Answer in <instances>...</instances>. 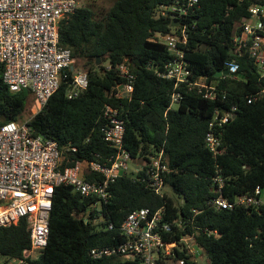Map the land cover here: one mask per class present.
Wrapping results in <instances>:
<instances>
[{
    "label": "trees",
    "instance_id": "16d2710c",
    "mask_svg": "<svg viewBox=\"0 0 264 264\" xmlns=\"http://www.w3.org/2000/svg\"><path fill=\"white\" fill-rule=\"evenodd\" d=\"M177 1L186 0H116L103 18H97L90 5L78 6L59 28L60 42L72 51L76 71L88 73L89 87L80 97L68 99L76 71L67 70L58 91L30 118L24 117L31 101L35 102L33 94L10 92L0 65V124L30 120L35 135L55 140L62 149L77 148L74 155L64 151L65 157L89 162L98 154L113 153L101 130L103 111L109 105L125 122L124 146L132 158L147 160V155L163 150L164 163L172 169L166 179L172 195L151 191L141 181L145 172L138 178L117 179L110 185L111 202L101 207L100 225L91 221L98 218L95 211L87 215L94 200L83 198L71 187H57L48 245L31 264H137L121 255L93 259L90 251L122 243V222L142 208H165L164 219L173 226L167 240L193 237L210 264H264V206L259 210H218L211 205L218 169L226 181L224 195L229 200L252 195L257 187L264 192V92L248 103L249 97L264 91V76L249 57L238 59L239 79L215 76L235 58L233 35L238 23L253 5H264V0H201L181 20L186 28L187 44L182 48L192 70L191 80L203 78L207 85L217 87L214 101L205 99L198 87H176L174 80L159 75L174 57L155 35L181 34V27L172 28V20L159 15L158 10ZM123 65L134 77V91L116 97L119 87L128 84L120 70ZM175 92L182 99L170 109ZM232 106L237 108L235 117L218 129L222 153L214 158L205 146L209 123L215 111L226 112ZM88 180L97 179L88 176ZM80 214L91 220L86 222ZM110 224L113 230H107ZM30 247L26 221L0 228V255L5 263L22 259ZM178 259L197 264L185 253H178Z\"/></svg>",
    "mask_w": 264,
    "mask_h": 264
},
{
    "label": "built area",
    "instance_id": "2783aa9c",
    "mask_svg": "<svg viewBox=\"0 0 264 264\" xmlns=\"http://www.w3.org/2000/svg\"><path fill=\"white\" fill-rule=\"evenodd\" d=\"M201 0H186L176 4L161 6L158 14L172 21L180 22L181 34H156L155 39L166 45L173 55L162 78L174 80L176 87L186 84L204 91V98L211 101L217 98V87L207 85L205 79L192 81V70L185 61L183 46L187 44L186 28L181 20L187 16ZM79 0H0V65L3 66V82L10 92L31 91L35 99L36 113H39L50 98L58 91L62 77L75 65L72 51L60 42L59 28L75 14ZM233 56L227 64L229 76L239 79V58L249 57L260 76H264V5L255 4L249 9L247 17L241 19L233 35ZM128 80L120 86L116 97L131 95L134 91L133 75L127 66L120 67ZM76 71V69L74 70ZM72 71V72H74ZM89 87L86 71H76L67 97L70 100L81 96ZM264 91L252 95L248 103L259 99ZM182 99L175 92L171 96L170 109ZM237 108L228 111H215L205 136L206 149L217 158L221 155V139L218 129L235 117ZM33 115V116H35ZM102 126L103 139L113 153L101 154L87 162L73 157H65L64 151L71 155L76 147L60 148L55 140L35 135L29 121L0 124V228L18 225L26 221L30 233L31 247L22 259L5 263L0 255V264L21 262L31 264L39 260L48 245L49 220L53 208V198L59 186L71 187L85 199L94 202L87 215L92 211L98 218L91 220L80 214L85 221L100 225L103 213L99 205H107L112 200L110 185L117 179L128 176L141 179L156 195L167 193L166 179L172 169L164 163V151L147 155L146 165L136 175L128 173V163L133 159L125 149V122L117 109L105 106ZM66 155V154H65ZM69 155V154H68ZM93 176L95 181L88 180ZM215 196L211 205L218 210H233L237 207L259 210L264 206V192L257 187L252 195H242L229 200L225 197L226 181L218 169L213 178ZM165 208L151 210L142 208L130 213L120 226L124 241L112 247H98L90 251L93 259H103L115 255L132 258L137 264H184L178 253H185L196 262L198 251L193 237H185L169 242L167 237L173 226L166 222ZM110 224L107 230H113ZM197 263V262H196Z\"/></svg>",
    "mask_w": 264,
    "mask_h": 264
},
{
    "label": "rangeland",
    "instance_id": "374dc122",
    "mask_svg": "<svg viewBox=\"0 0 264 264\" xmlns=\"http://www.w3.org/2000/svg\"><path fill=\"white\" fill-rule=\"evenodd\" d=\"M115 1L116 0H95V1H91V2H86L85 0H79L78 6L81 7V6H85V5H90L94 9L97 18H103L107 14V12L110 10V8L113 6ZM175 108H176V106H175ZM35 113H36L35 102L33 104L31 101L24 118H26V117L28 118L30 115L33 116V115H35ZM145 165H146V162L142 158L132 159L128 163V173L130 175H136L137 171L140 170ZM168 193L170 195H172L171 191L169 189H168ZM98 207L101 208L102 205H99ZM102 220L103 219L100 218L98 222H100ZM197 251H198V256H197V261H196L197 264H210L208 262V259H207V256L205 255V253L199 248H197ZM11 264H24V263L16 262V263H11Z\"/></svg>",
    "mask_w": 264,
    "mask_h": 264
},
{
    "label": "water",
    "instance_id": "95a60500",
    "mask_svg": "<svg viewBox=\"0 0 264 264\" xmlns=\"http://www.w3.org/2000/svg\"><path fill=\"white\" fill-rule=\"evenodd\" d=\"M180 25V22L178 20H175V21H172V24H171V27L172 28H178ZM100 61L98 60V63ZM75 70V67H71V71H74ZM216 78H221V77H227L229 76V71L228 70H225L223 72H218L216 75Z\"/></svg>",
    "mask_w": 264,
    "mask_h": 264
},
{
    "label": "crops",
    "instance_id": "0c3cea01",
    "mask_svg": "<svg viewBox=\"0 0 264 264\" xmlns=\"http://www.w3.org/2000/svg\"><path fill=\"white\" fill-rule=\"evenodd\" d=\"M167 193H168V189H167ZM200 252V251H199ZM204 252V251H203ZM209 262V261H208Z\"/></svg>",
    "mask_w": 264,
    "mask_h": 264
}]
</instances>
